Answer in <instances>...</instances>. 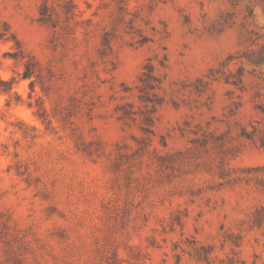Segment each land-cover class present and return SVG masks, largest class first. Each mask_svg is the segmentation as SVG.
I'll return each mask as SVG.
<instances>
[{
    "label": "rangeland",
    "instance_id": "obj_1",
    "mask_svg": "<svg viewBox=\"0 0 264 264\" xmlns=\"http://www.w3.org/2000/svg\"><path fill=\"white\" fill-rule=\"evenodd\" d=\"M0 264H264V0H0Z\"/></svg>",
    "mask_w": 264,
    "mask_h": 264
},
{
    "label": "trees",
    "instance_id": "obj_2",
    "mask_svg": "<svg viewBox=\"0 0 264 264\" xmlns=\"http://www.w3.org/2000/svg\"><path fill=\"white\" fill-rule=\"evenodd\" d=\"M29 76H30V74L27 73V67H26L25 71L22 74V79H27V78H29ZM8 90H10V89H5V92H8Z\"/></svg>",
    "mask_w": 264,
    "mask_h": 264
}]
</instances>
